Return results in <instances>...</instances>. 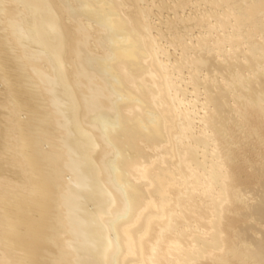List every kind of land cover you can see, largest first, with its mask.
Masks as SVG:
<instances>
[{"label": "bare ground", "instance_id": "bare-ground-1", "mask_svg": "<svg viewBox=\"0 0 264 264\" xmlns=\"http://www.w3.org/2000/svg\"><path fill=\"white\" fill-rule=\"evenodd\" d=\"M0 264H264V0H0Z\"/></svg>", "mask_w": 264, "mask_h": 264}]
</instances>
